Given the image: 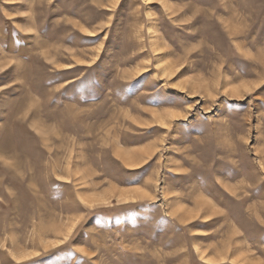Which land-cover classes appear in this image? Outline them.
I'll return each mask as SVG.
<instances>
[{
    "label": "rangeland",
    "instance_id": "1",
    "mask_svg": "<svg viewBox=\"0 0 264 264\" xmlns=\"http://www.w3.org/2000/svg\"><path fill=\"white\" fill-rule=\"evenodd\" d=\"M0 264H264V0H0Z\"/></svg>",
    "mask_w": 264,
    "mask_h": 264
}]
</instances>
